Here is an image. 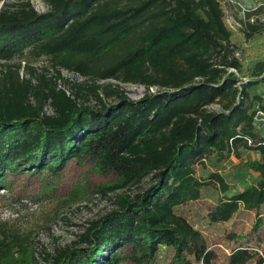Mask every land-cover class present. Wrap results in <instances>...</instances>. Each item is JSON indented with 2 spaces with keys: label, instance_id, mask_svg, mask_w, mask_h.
Masks as SVG:
<instances>
[{
  "label": "trees",
  "instance_id": "trees-1",
  "mask_svg": "<svg viewBox=\"0 0 264 264\" xmlns=\"http://www.w3.org/2000/svg\"><path fill=\"white\" fill-rule=\"evenodd\" d=\"M43 1V11L32 0L0 5V191L50 200L56 211L114 193V208L87 220L76 240L45 250L48 264H264V98L251 92L264 81V25L249 24L243 37L224 0ZM26 55L85 80L57 70L34 83L15 61ZM230 68L248 77L241 88ZM110 79L118 83H101ZM130 83L146 88L142 97L127 94ZM244 149L259 157L246 163L257 175L242 189L204 173ZM147 176L146 188L129 191ZM209 189L223 195L199 227L183 208ZM241 209L257 219L244 240L223 226V254L204 221L224 225ZM1 224L0 264H40L31 233Z\"/></svg>",
  "mask_w": 264,
  "mask_h": 264
},
{
  "label": "rangeland",
  "instance_id": "rangeland-1",
  "mask_svg": "<svg viewBox=\"0 0 264 264\" xmlns=\"http://www.w3.org/2000/svg\"><path fill=\"white\" fill-rule=\"evenodd\" d=\"M32 2L39 11H43L47 8L43 0H32ZM261 39L259 38V40ZM253 60H255V58L249 59L247 63ZM15 61H21L22 65H24L20 70V75L23 77H31L34 83L37 82L40 73H45V75L49 77H54L57 73L56 66H53L48 56L31 58L26 55L22 60L17 58ZM23 61H25V64ZM3 62L4 61H0V78ZM28 66L34 68V74L30 72ZM64 74L67 75L66 77H72V79L76 81L85 80V78H82L77 73L69 72L68 70H65ZM107 82L118 83L114 79L105 80L101 83ZM123 89L133 99H139L146 91L143 85L135 83L123 84ZM95 101V98L91 96L89 103L94 104ZM213 107L215 109L218 108V106ZM47 110H50L49 106H47ZM258 157L259 155L256 151L244 149L241 150L240 156L232 155L230 160L226 163L216 165L213 160L209 161L208 170L204 171V173L206 174L208 171L212 170L222 173L228 181L230 188L236 191L242 189L244 184H249L256 178L257 174L251 171L246 166V163ZM198 173H202V171ZM68 175V177H71L70 174ZM96 180L100 181L103 180V178L97 176ZM70 181H72V178H70ZM150 182L151 177L147 176L140 183L131 185L129 191L144 189ZM0 192L3 194L0 195V223H2V228L7 231H16L20 235L31 233L30 240L35 249V257L40 264H48L47 260L44 259L45 250L53 252V249L58 245L63 246L72 243L77 239V235L82 231L83 227L88 225L87 220L98 217L114 208V193H109L107 195H101L97 192L90 193L76 201L65 204L56 211V203L50 200H37L30 196L14 199L8 191L3 192V190H1ZM222 195L223 193L219 189H209L205 191L203 197L198 201H192L188 206L183 208L184 211H182L189 219L194 221V224L200 227L202 226L200 225L201 220H203L209 208L217 201L218 197ZM256 219L257 216L255 212L241 209L224 225L209 226V224L204 221V226L202 228L210 239L218 241L219 246L222 248V253L224 254L229 252V248L227 241L223 240V226L235 229L242 235V240H244Z\"/></svg>",
  "mask_w": 264,
  "mask_h": 264
},
{
  "label": "built area",
  "instance_id": "built-area-1",
  "mask_svg": "<svg viewBox=\"0 0 264 264\" xmlns=\"http://www.w3.org/2000/svg\"><path fill=\"white\" fill-rule=\"evenodd\" d=\"M4 1L5 0H0V5ZM224 9H225V15H226V19H227L229 26L235 31H240L243 37L249 31V27H248L249 24L260 23L264 25V0L255 1L254 4H247L244 0H224ZM235 54L237 56H241L242 51L240 49H236ZM57 70L61 71V75L64 76L65 78H69L70 80H73L72 77H66L67 75L64 74V71L67 69L56 66V71ZM230 71H234L238 74L239 80L236 85L239 88H241L242 83L246 82L248 80V77L241 76V74L238 73V71L235 68H230ZM77 74L80 75L79 73ZM80 76L82 78H85L82 75ZM57 85L59 88L64 89L68 94L70 93V88L63 83L61 78L57 79ZM155 89L156 87H151V90L154 91ZM45 110L47 112H51L52 108L50 107V110H47V107H46ZM259 113L264 118V112L259 111Z\"/></svg>",
  "mask_w": 264,
  "mask_h": 264
},
{
  "label": "crops",
  "instance_id": "crops-1",
  "mask_svg": "<svg viewBox=\"0 0 264 264\" xmlns=\"http://www.w3.org/2000/svg\"><path fill=\"white\" fill-rule=\"evenodd\" d=\"M247 4H254L255 1H258V0H244ZM261 58H257L251 62H248L247 63V68L250 69V68H253L254 65L256 64L257 61H259ZM252 93H256V94H259L261 95L263 98H264V81L263 82H260L258 83L256 86H254L251 90Z\"/></svg>",
  "mask_w": 264,
  "mask_h": 264
}]
</instances>
